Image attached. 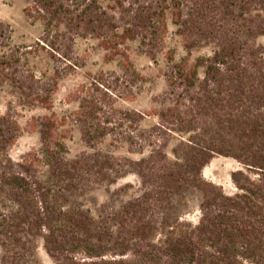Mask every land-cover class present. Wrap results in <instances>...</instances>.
Returning a JSON list of instances; mask_svg holds the SVG:
<instances>
[{"label":"trees","instance_id":"16d2710c","mask_svg":"<svg viewBox=\"0 0 264 264\" xmlns=\"http://www.w3.org/2000/svg\"><path fill=\"white\" fill-rule=\"evenodd\" d=\"M25 2L42 32L32 45L0 54L5 81H12L9 71L21 58L40 50L77 68L78 38H97L114 51L138 42L155 58L164 50L168 22L188 48L212 51L190 65L169 56L170 104L148 129L139 112L81 98L76 121L89 150L72 158L52 138L53 119L44 117L33 159L13 161L6 149L19 127L9 114L0 118V264H38V240L54 264H264V43L257 42L264 37V0ZM16 76L25 103L49 104L54 82L31 69ZM108 136L139 158L113 162L109 152L94 149ZM171 139L176 143L167 152ZM215 156L242 166L230 174L235 194L203 178ZM128 174L139 178V193L105 217L71 202ZM192 191L200 195L195 224L185 219Z\"/></svg>","mask_w":264,"mask_h":264},{"label":"rangeland","instance_id":"374dc122","mask_svg":"<svg viewBox=\"0 0 264 264\" xmlns=\"http://www.w3.org/2000/svg\"><path fill=\"white\" fill-rule=\"evenodd\" d=\"M25 0H0V54L19 46L32 45L42 32L41 24L27 17ZM164 50L151 58L138 42H125L119 51L111 50L101 40L92 37L78 38L74 42L73 57L77 68H66L48 52L40 50L35 54L21 58V62L11 71L12 81H5L0 74V118L9 114L19 127L15 140L7 147L6 154L13 161L32 160L41 147L40 120L44 117L53 119L55 126L52 138L65 144L69 157L88 151L83 141L81 127L76 121L79 100L93 96L101 99L108 107L133 110L143 115L141 128L148 129L159 121L157 113L167 105V83L165 72L170 65V57L174 62L184 61L190 65L197 58L211 54L212 47L188 48L182 37L177 34L176 27L168 22V33L165 35ZM258 43H264L259 37ZM31 69L38 76L54 82L55 87L49 95L48 105H29L25 103L14 85L15 79L22 70ZM17 71V73H16ZM200 72V71H199ZM41 77V76H40ZM104 84H95L93 80ZM106 93V96L103 94ZM176 141L171 139L167 152ZM94 149L109 152L113 157L138 159L139 154H129L125 145H115L111 136L93 145ZM144 152L147 154L146 149ZM30 155V156H29ZM202 170L203 178L220 186L223 193L235 194L237 189L231 182L230 174L242 169L236 160L223 156H215ZM44 171L41 163L36 164ZM140 180L135 174L120 178L110 187L93 186L71 202L88 211L93 217H105L117 210L130 197L138 194ZM188 208L185 219L195 224L198 220V204L200 195L192 191L188 196ZM35 259L38 264H54L43 251L42 241L36 243ZM1 249V248H0ZM2 250H0V257Z\"/></svg>","mask_w":264,"mask_h":264}]
</instances>
